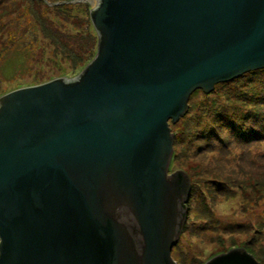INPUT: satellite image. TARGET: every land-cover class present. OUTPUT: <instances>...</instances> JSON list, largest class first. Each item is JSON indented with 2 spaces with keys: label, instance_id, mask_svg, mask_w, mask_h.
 I'll list each match as a JSON object with an SVG mask.
<instances>
[{
  "label": "water",
  "instance_id": "water-1",
  "mask_svg": "<svg viewBox=\"0 0 264 264\" xmlns=\"http://www.w3.org/2000/svg\"><path fill=\"white\" fill-rule=\"evenodd\" d=\"M89 19L80 75L0 96V264H180L192 178L170 171L169 122L264 69V0H97Z\"/></svg>",
  "mask_w": 264,
  "mask_h": 264
},
{
  "label": "rangeland",
  "instance_id": "rangeland-1",
  "mask_svg": "<svg viewBox=\"0 0 264 264\" xmlns=\"http://www.w3.org/2000/svg\"><path fill=\"white\" fill-rule=\"evenodd\" d=\"M96 2L0 0V96L80 75L97 55L89 19ZM15 53L22 57L16 59ZM169 127L176 141L170 171L190 169L194 190L185 233L178 241L180 264H205L234 249L252 248L264 256V198L254 203L248 189L231 201L228 193L216 196L219 187L211 184L235 178L231 169H220L214 151H264V69L218 84L209 94H192L185 115ZM254 135L260 141L252 143ZM255 170L257 186L264 188V171Z\"/></svg>",
  "mask_w": 264,
  "mask_h": 264
},
{
  "label": "trees",
  "instance_id": "trees-1",
  "mask_svg": "<svg viewBox=\"0 0 264 264\" xmlns=\"http://www.w3.org/2000/svg\"><path fill=\"white\" fill-rule=\"evenodd\" d=\"M28 7H30V5ZM26 12H28V13L32 12L33 14H35V12L29 10V8L26 9ZM41 24L43 26V23H41ZM18 55L22 57V55L17 54V53H15L14 57L17 59ZM197 92H199V90L195 91L194 93H197ZM250 141L252 143L258 142V141H260V138L258 136L254 135V137L252 139H250ZM175 144H176V141L174 140V145ZM200 151H203L204 153L206 152V150H200ZM212 154H214V156H213L214 158H216V157L218 158V162L220 163V169L222 170V166L225 168L231 169L233 172V175L235 177L234 181H231V182H220L219 184H217L215 181H214L215 183L211 182V184L212 185L214 184V186L216 188L219 187L218 192H216L217 193L216 196H218L219 194H227L228 193V196H229L228 199L233 201L232 199L239 198L240 195H243L244 192H246L248 189H250V195H249V196H251L250 199L254 200V203H256V204H261V200H262V198H264V188H262L261 186H257L258 180L260 177H258L256 175L255 169L264 171V151L258 152V151H252V150H243V151L235 153L234 151H232V149H228L227 151H220V150L214 151V153H212ZM231 157H234V158L238 157V158L234 160V159H231ZM173 158H174V149H173ZM173 158H172V161L170 164V169L172 168ZM188 179L190 182V195H189V198H190L192 191H193V188H192V183L190 181L189 176H188ZM263 179H264V175H263ZM207 183H209V182H207ZM253 187H259V189H256V192H254L255 188H253ZM189 198H188V201L186 203L187 216H188V211L190 210ZM218 199H219V197H218ZM187 216H186V220H187ZM185 223H186V221H185ZM185 223L183 225L182 232L186 228ZM222 223H227L228 226L231 225V223L229 221H225ZM244 226L245 225H244L243 221H241L239 227L243 228ZM237 227H238V225H237ZM182 232H181V234H182ZM256 261L259 264H263L259 259H256Z\"/></svg>",
  "mask_w": 264,
  "mask_h": 264
}]
</instances>
